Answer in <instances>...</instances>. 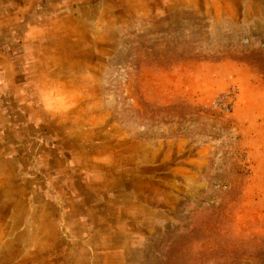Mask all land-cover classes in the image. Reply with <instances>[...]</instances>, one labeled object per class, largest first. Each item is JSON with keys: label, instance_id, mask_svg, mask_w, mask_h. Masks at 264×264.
<instances>
[{"label": "rangeland", "instance_id": "obj_1", "mask_svg": "<svg viewBox=\"0 0 264 264\" xmlns=\"http://www.w3.org/2000/svg\"><path fill=\"white\" fill-rule=\"evenodd\" d=\"M0 264H264V0H0Z\"/></svg>", "mask_w": 264, "mask_h": 264}]
</instances>
